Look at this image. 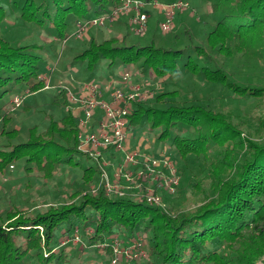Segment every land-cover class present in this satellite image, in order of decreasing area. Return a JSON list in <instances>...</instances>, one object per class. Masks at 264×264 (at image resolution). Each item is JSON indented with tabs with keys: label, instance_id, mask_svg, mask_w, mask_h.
I'll use <instances>...</instances> for the list:
<instances>
[{
	"label": "trees",
	"instance_id": "trees-1",
	"mask_svg": "<svg viewBox=\"0 0 264 264\" xmlns=\"http://www.w3.org/2000/svg\"><path fill=\"white\" fill-rule=\"evenodd\" d=\"M153 1L143 0L142 11L154 9ZM192 1L207 4L211 25L198 29L195 22L175 19L165 32L157 12V28L149 15L145 30L135 33L120 15L106 36L80 41L72 40L73 27L110 13L121 0H0V138L6 139L0 173L15 165L25 177L34 171L54 177L65 166L80 168L81 174L64 200L39 208L14 196L4 203L0 194V264H67L70 253L61 241L75 230L88 245L114 234L125 241L143 235L147 256L132 264H255L264 254V133L250 137L238 113L232 116L213 101L221 93L235 104L264 99V0ZM7 18L17 30L34 28L39 35L43 29L68 42L75 48L72 64L82 71L76 77L84 81L108 78L119 66L163 80L164 88L153 97L134 103L128 126L148 124L157 130L155 139L175 150L177 193L192 183L202 194L193 206L168 211L106 195L101 187L92 192L99 165L78 149V117L63 89L49 94L52 108L42 117L41 131L20 135L7 105L15 94L42 93L48 52L35 41H18L23 34H10ZM261 123L264 128V119ZM81 156L90 165H82ZM191 158L202 161L199 173L209 181L207 189L191 181Z\"/></svg>",
	"mask_w": 264,
	"mask_h": 264
},
{
	"label": "rangeland",
	"instance_id": "rangeland-1",
	"mask_svg": "<svg viewBox=\"0 0 264 264\" xmlns=\"http://www.w3.org/2000/svg\"><path fill=\"white\" fill-rule=\"evenodd\" d=\"M183 1L188 2L189 8H186V11L183 10V12H179V10L176 11L175 19H177L180 24H183L188 20L187 22H195L194 24L198 29L200 27H207V25L212 24V17H214V15L208 13L207 4L198 1L194 2L192 0ZM190 8L192 11L194 10V15H191ZM121 9L117 11L115 17L112 20H109L108 23L104 22L97 26H82L78 23L73 27L71 33L72 40L85 41L89 39V35L106 36V33L104 32L110 31L116 20L121 17L120 15L126 18L129 24L132 25L135 18L134 12L127 9ZM154 9L147 8L146 10L150 11L148 14L150 13L149 15H151L150 18L153 21V26L157 28V19L160 17L157 13L159 12L158 9ZM6 25L10 34H15L14 36H20L23 34V37L19 38L18 41H35L36 43L43 44L48 52L45 53L48 55L47 71L44 74H41V79L46 82V86L44 87L42 93L30 98L26 96L21 97L15 94L10 100L9 104L7 103V110H9L10 113H14L13 117L16 126L21 127V136L25 132L28 133L29 130L31 132L41 131L42 117L52 108L51 103H49V94L57 93L58 90L62 89L61 86L63 85L73 91H77L82 83L111 82L115 84L116 81H119L120 74L122 72L129 71L131 77L129 82L123 85L124 92L129 90L130 85L140 84L145 90L150 91L153 97L158 89L164 88L165 84L163 80L156 79L152 74L145 75L140 73L139 69L136 67L129 66L117 67L115 72L109 75L108 78H105L104 75H101L93 78L90 81H84L76 77L77 73L81 74L80 72L82 71L78 70L77 66L72 64V57L74 56L75 48H71L68 42L60 41L53 34L47 33L43 29L40 30L39 35H36L38 31L34 28L29 29L25 27L22 30H17L16 25L13 23L11 18L6 19ZM34 33L37 36V39L34 38ZM52 53L54 55L50 56ZM262 78L264 79V74H262ZM203 85L204 84H201V86ZM193 89L194 86H191V90ZM103 96L107 98L108 93H105ZM15 97H20V103L18 105H16L13 101ZM227 99L228 98H226L223 93L218 96L214 95L213 97V101H215L214 103L221 107L222 110L231 111L230 113L232 116H235L238 113L236 119L243 120V129L245 128V132L248 133L250 137L257 138L258 134L264 133V128L262 127L263 123H261V121L264 119V99L250 100L245 104L242 102L235 104L233 101ZM24 102L26 105H29V107L21 108ZM54 113L59 114L57 111ZM131 130V145H134L132 148H138L141 153L143 152L153 155H158V153L164 149L169 154H171L172 158L173 156L175 157V150L169 146V144H166L167 142L164 143L162 140L155 139L157 130L149 129L148 124L143 126L138 124L137 126L131 128ZM5 142L6 139L1 137L0 146H2V144ZM80 160L82 165H90V162L84 157L81 156ZM175 160L177 161V159ZM200 162L202 161L191 158L190 163L193 169L190 174V176L192 175L191 181H201L200 185L202 188L207 189L209 181L202 178L203 173H199V171L202 169L200 167ZM23 173L24 172L21 167L17 168L15 165H10L6 173H0V194L2 199L5 198L7 200H2V202H9L11 196H14L15 199L20 201V203L24 202L26 206L32 207L34 204H37L35 207H43L48 205L44 204L45 202H55L62 199L64 200L66 196L65 193L71 192L73 186L78 181H80L81 176L80 168H72L68 166L58 169L55 172L54 177L50 178H44L36 171L26 177L23 175ZM71 182H74V184L69 187ZM191 185L192 183H189V185L184 186L182 192L177 193L176 191L174 194L163 193V206L161 207H163L165 210L172 211L177 210L178 208L193 206L195 200L202 194L197 195L196 188L192 187ZM56 193L60 195H57ZM78 235L83 244L79 241H75L70 236H67L65 240L63 239V241H61V244H63V246L66 247V250L70 253V256L68 257L69 263L67 264H109L110 254L106 252L107 249L101 250L100 248L95 247L93 244L88 245L84 241L80 231H78ZM144 261L142 263H144ZM255 264H264V254L256 260Z\"/></svg>",
	"mask_w": 264,
	"mask_h": 264
},
{
	"label": "built area",
	"instance_id": "built-area-1",
	"mask_svg": "<svg viewBox=\"0 0 264 264\" xmlns=\"http://www.w3.org/2000/svg\"><path fill=\"white\" fill-rule=\"evenodd\" d=\"M151 5L160 12L162 18L159 25L165 32L174 27L175 12L189 6L188 2L183 0L171 3L154 0ZM143 6V0H121L120 5L113 7L110 13L92 17L82 26H97L112 20L122 7L121 10L134 12L132 30L141 33L145 30L149 18V14L142 11ZM130 77V72L124 71L115 84L82 83L77 91L64 85L61 87L65 91L69 108L78 117V149L92 157L99 165L100 178L98 183L91 185V191L97 192L98 187H101L106 195L126 197L161 207L163 193L176 192L179 173L171 154L164 149L158 155H153L141 153L138 148L129 146L132 130L128 126V115L134 103L152 97V93L140 84H132L129 90L124 92L123 85L129 82ZM105 93H108L107 98L103 96ZM13 101L18 105L20 97H15ZM96 115L98 117L92 125ZM72 238L83 244L77 230ZM93 245L101 250L110 249L109 264H132L147 256L146 240L141 234L127 241L114 234Z\"/></svg>",
	"mask_w": 264,
	"mask_h": 264
},
{
	"label": "crops",
	"instance_id": "crops-1",
	"mask_svg": "<svg viewBox=\"0 0 264 264\" xmlns=\"http://www.w3.org/2000/svg\"><path fill=\"white\" fill-rule=\"evenodd\" d=\"M72 113L75 114L73 111H72ZM75 116H76V114H75ZM131 139H132V138L129 137V146H130V147H133L134 145H133V146L131 145V144H132V140H131Z\"/></svg>",
	"mask_w": 264,
	"mask_h": 264
}]
</instances>
